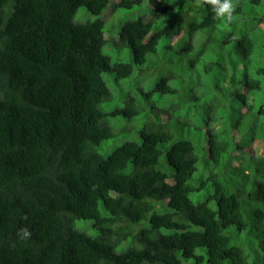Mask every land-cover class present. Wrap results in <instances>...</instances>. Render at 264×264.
<instances>
[{
	"label": "trees",
	"instance_id": "1",
	"mask_svg": "<svg viewBox=\"0 0 264 264\" xmlns=\"http://www.w3.org/2000/svg\"><path fill=\"white\" fill-rule=\"evenodd\" d=\"M110 1L0 0V264H250L234 243L246 216L264 264V182L246 193L219 179L230 166L243 176L264 166V67L247 68L264 59V0H232L228 24L196 0H151L150 17L108 40L100 15ZM81 6L97 17L75 22ZM107 43L129 47L132 61L113 64ZM158 58L167 70L155 87L107 114L105 75L119 83ZM243 85L260 91L257 108ZM148 110L139 141L97 151L114 136L109 115ZM248 199L262 206L245 210ZM78 219L98 234L75 228ZM143 220L141 246L118 252Z\"/></svg>",
	"mask_w": 264,
	"mask_h": 264
},
{
	"label": "rangeland",
	"instance_id": "2",
	"mask_svg": "<svg viewBox=\"0 0 264 264\" xmlns=\"http://www.w3.org/2000/svg\"><path fill=\"white\" fill-rule=\"evenodd\" d=\"M121 0H111L110 5L107 10L100 15L101 17L107 19L106 27H105V36L108 40L112 38H118L119 31L121 27L127 23L128 21L135 20L139 17L148 18L151 14L152 2L151 0H144L140 5L135 4L132 8L125 7H116L113 9L117 3ZM114 14V15H113ZM113 15V16H112ZM97 16L91 14L86 7L81 6L78 8L74 15V21L77 23H83L89 20H93ZM104 53L111 57L112 63L115 64L117 62H130L132 61V53L127 46L123 45H115L113 43H107L104 46ZM162 58H158V64L148 67L149 64L144 67L143 71H140V67L134 65V74L131 78L121 79L119 83H116L112 76L109 74L105 75V79L108 83L109 89L111 91V95L109 98L105 99L102 103L103 110L107 114L113 113L116 109L124 107V99L127 95L132 94L136 96H142V92L140 88L145 91H151L155 87V82L160 79L167 68L165 67V63L160 61ZM258 66L264 67V59L261 57L252 56L251 60L248 61V70L254 71ZM206 79L201 77V82L204 83ZM208 83V82H207ZM192 86L198 92L199 95H203V88L200 86L199 82L193 83ZM242 92L247 94V99L249 104L255 103L254 108H257L258 102L261 99V93L258 90L250 91L248 87H242ZM158 92H154L152 96V100L156 101L153 98L159 97ZM254 99V100H252ZM159 107L166 106L163 102L156 103ZM150 115H152L149 110L148 112H144L140 115H137L133 118H127L123 115H109L110 123L113 127L114 136L108 139H105L101 142L100 145L96 146V149L99 153H101L104 157H109L114 150L127 141L132 140H140L139 132L145 122L150 119ZM199 171H204L202 165L198 166ZM234 166H230L228 172L223 170L219 174V179L225 183V185L229 186V183L232 181H240V186L244 185L245 192H252L253 187H255V182H264V166H262L261 171H251L249 174H245L244 176L236 173V169L234 170ZM209 172L210 169L208 168ZM216 172L217 169H214ZM231 187V186H229ZM193 200L196 202L202 201L206 198V193L203 192L200 195H192ZM158 210L164 206V202H156ZM215 207V205L213 204ZM257 206H262L256 200L248 199L246 204L244 205L245 210H254ZM103 212L106 210L101 207ZM245 220L248 222V225L245 230L239 233V239L234 241V243H238L241 245L246 254L249 256L250 264H260L262 251L260 249L259 237L253 235L251 230V220L246 216ZM75 228L86 232L91 236H96L98 234V230L95 228L91 221L78 219L74 223ZM149 222L147 220H143L138 223H132V236H130L127 240L121 242L116 246V250L118 252H123L133 247L141 246L134 236L144 227H148ZM232 232L235 233L234 228H232Z\"/></svg>",
	"mask_w": 264,
	"mask_h": 264
},
{
	"label": "clouds",
	"instance_id": "3",
	"mask_svg": "<svg viewBox=\"0 0 264 264\" xmlns=\"http://www.w3.org/2000/svg\"><path fill=\"white\" fill-rule=\"evenodd\" d=\"M204 5H211L216 18L225 24L233 21L235 5L232 0H196L197 7H203ZM17 236L21 241L26 242L31 237V232L27 228H22L18 230Z\"/></svg>",
	"mask_w": 264,
	"mask_h": 264
}]
</instances>
